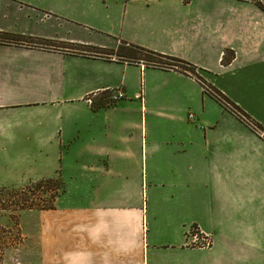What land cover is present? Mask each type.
I'll return each instance as SVG.
<instances>
[{
    "label": "crops",
    "instance_id": "obj_1",
    "mask_svg": "<svg viewBox=\"0 0 264 264\" xmlns=\"http://www.w3.org/2000/svg\"><path fill=\"white\" fill-rule=\"evenodd\" d=\"M258 3L0 0V189L63 187L34 211L35 264L154 263L143 195L179 250L190 227L211 237L195 264H264V142L201 85L264 126Z\"/></svg>",
    "mask_w": 264,
    "mask_h": 264
},
{
    "label": "rangeland",
    "instance_id": "obj_2",
    "mask_svg": "<svg viewBox=\"0 0 264 264\" xmlns=\"http://www.w3.org/2000/svg\"><path fill=\"white\" fill-rule=\"evenodd\" d=\"M139 57L146 59L141 55ZM162 62L168 61L163 60ZM201 85L203 89L208 87L205 82H202ZM208 88L215 92L213 88ZM218 91L233 102L225 92L220 89ZM233 91L240 98V89L236 86H230V94ZM203 92L205 91L203 90ZM205 97L210 98L208 95H205ZM211 102L207 100L205 103L208 112L218 110ZM221 108L219 107V109ZM223 110L226 109L223 108ZM236 110L243 114L237 107ZM185 116L187 118V114ZM188 118L193 120V116L192 118L188 116ZM173 124L164 119L157 122V125L162 127ZM41 183H29L19 188L0 189V264H35L33 245L34 211L44 208L53 209L59 205L61 201L58 197L63 188L57 180H46ZM142 200L145 238L150 247L154 246L153 251L149 249V253H153L155 257L152 264H195L200 257L209 254L207 252L209 249H199L191 241L189 242L194 231L192 227L186 232L187 247L191 250H179L180 248L177 245L181 243L182 239L179 236V231L173 229L174 224L165 221L164 217L167 218V216L161 214L160 206L155 211L157 213L154 214L150 202L146 200L144 195ZM71 202L76 203L77 200H71ZM147 203L148 206H146ZM158 245H160V248H157ZM166 245L171 247H166Z\"/></svg>",
    "mask_w": 264,
    "mask_h": 264
},
{
    "label": "built area",
    "instance_id": "obj_3",
    "mask_svg": "<svg viewBox=\"0 0 264 264\" xmlns=\"http://www.w3.org/2000/svg\"><path fill=\"white\" fill-rule=\"evenodd\" d=\"M154 67H159L162 69H169L167 66H160V65H154ZM207 94L216 97L219 99L223 105L225 106V109L232 112L235 116H237L244 124L247 126L251 132H253L258 138H260L264 142V127L258 126L255 122H253L250 118L245 117L243 114L238 112L234 107H232L229 103L224 101L221 97H219L215 92H213L210 88L203 89ZM124 97V94L118 90L114 92V94L111 97L112 102L118 101ZM192 118V116H189ZM191 242L199 249H210L212 246V239L208 234H204L201 231L194 230L191 235Z\"/></svg>",
    "mask_w": 264,
    "mask_h": 264
},
{
    "label": "trees",
    "instance_id": "obj_4",
    "mask_svg": "<svg viewBox=\"0 0 264 264\" xmlns=\"http://www.w3.org/2000/svg\"><path fill=\"white\" fill-rule=\"evenodd\" d=\"M258 7L264 12V6L261 5V4H257ZM130 50L133 51V53H135V55L137 56H143L144 58L146 59H142L143 61H148L150 64V66H154V65H160V66H176V67H180L181 70H190L191 69V66L188 65L187 63H185L184 61L182 60H179V59H176V58H171V57H166V56H162V55H159V54H156V53H153V52H150V51H147L143 48H139V47H135V46H130ZM141 59V58H140ZM163 60H168L170 61L171 63H165V62H162ZM215 91V90H214ZM215 93L221 97L224 101H226L227 103H229L232 107H234L236 109V106L233 105L232 103H230L228 100H226L224 98V96L215 91ZM220 104H222V106L225 108V106L223 105V103L217 99L216 97H214ZM46 183V182H45ZM40 184H42L40 182ZM44 209H50V208H44Z\"/></svg>",
    "mask_w": 264,
    "mask_h": 264
}]
</instances>
